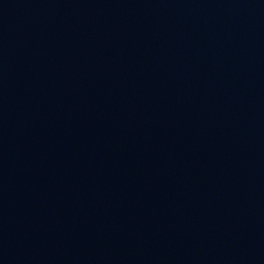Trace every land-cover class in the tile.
<instances>
[{"label":"water","instance_id":"obj_1","mask_svg":"<svg viewBox=\"0 0 264 264\" xmlns=\"http://www.w3.org/2000/svg\"><path fill=\"white\" fill-rule=\"evenodd\" d=\"M0 264H264V0H0Z\"/></svg>","mask_w":264,"mask_h":264}]
</instances>
